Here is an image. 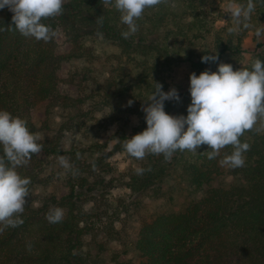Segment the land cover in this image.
<instances>
[{"label":"trees","instance_id":"1","mask_svg":"<svg viewBox=\"0 0 264 264\" xmlns=\"http://www.w3.org/2000/svg\"><path fill=\"white\" fill-rule=\"evenodd\" d=\"M63 7L62 15L42 21L55 32L47 42L24 37L15 30L0 32V108L25 119L29 130L36 132L30 111L46 102L65 103L59 91L61 82L81 89L83 95L77 99L80 103L89 99L84 96L87 90L95 94L100 100L93 104L97 110L108 108L129 93L137 101L142 100L150 95L153 82H159L162 90H166L163 72L171 60L167 58L166 47L148 39L147 35L169 21L168 9L170 13L177 8L174 0H161L158 5L145 9L136 21L137 31L127 39L120 34L126 25L120 22L119 12L104 5L103 0H67ZM11 15L7 8L0 9V24L10 25ZM99 16L102 24L96 22ZM251 18L264 22V3L256 4ZM150 24L152 27H147ZM59 36L69 45L67 52L56 53ZM191 37L201 38L200 34ZM101 45L114 46L118 53L112 54V59L117 63H131L135 73L131 76L124 65L116 63L114 68H109L107 77L99 80V70L95 68L100 57L95 47ZM262 47L263 44L257 46L262 50L253 57L264 59ZM202 55L200 52L188 59L196 74L210 70L212 64L202 63ZM73 59L93 68L86 70L82 82H73L74 76L61 75V64ZM249 61L239 67H247ZM189 102V94H185L179 101H165L164 110L168 114L186 115ZM135 132L137 129L132 128L127 136L120 134L112 151H122L124 140ZM240 139L250 147L244 154L245 165L235 169L219 163L230 153V145L211 160L207 158L205 144L197 152L177 150L169 160L163 154H145L139 167L146 171L129 176L131 191L154 188L176 166L191 186L208 188L202 198L191 202L184 211L158 216L140 227L135 242V249L143 260L140 264H264V127L261 122L245 131ZM38 143L43 145L42 151L16 169L22 177L30 178L29 195L21 214L23 223L0 231V264H88L80 253L81 237L88 231L90 218L99 215L97 207L105 199L101 188L110 185L105 180L109 172L104 161L108 157L103 154L105 144L71 147L65 153L71 168L62 173L65 192H60L58 197L42 198L41 206L35 209L30 192L40 182L43 160L62 155L56 145ZM224 174L240 178L243 185L210 186ZM53 206L64 212L58 223H49L46 219V213Z\"/></svg>","mask_w":264,"mask_h":264},{"label":"rangeland","instance_id":"2","mask_svg":"<svg viewBox=\"0 0 264 264\" xmlns=\"http://www.w3.org/2000/svg\"><path fill=\"white\" fill-rule=\"evenodd\" d=\"M174 1L177 8L171 9L170 13L168 9L169 21H164L163 25L147 35L148 39L166 47L167 58L171 60L163 72L165 91L174 87L180 98L188 94V75L193 72L188 59L200 52L215 53L218 59L210 65V70L215 71L216 64L220 62L231 64L235 70L262 50L257 46L264 45V39L257 40L251 29L240 27L237 31H228L233 26L227 11L230 0ZM256 22L264 24L251 18V24ZM192 34H200L201 38L192 39ZM57 47L56 53L67 52L70 48L61 36ZM95 53L100 57L95 69L99 70V80H103L109 68L116 66L117 62L111 56L118 50L114 46L101 45L95 47ZM117 64L124 65L131 76L135 73L131 63ZM90 69L93 68L86 62L73 59L61 64V75L68 74L74 76L73 82H82L86 70ZM59 85L65 103L46 102L30 111V121L42 137L40 141L56 145L68 160L70 158L65 153L73 146L85 148L93 143L105 144L103 154H108L104 160L109 168L105 180L110 181V185L101 188L105 199L97 207L99 215L88 221V231L81 237L80 253L88 264H140L143 260L135 249L140 227L158 216L184 211L191 202L202 198L208 187L194 188L180 167L176 166L154 188L143 192L131 191L129 176L143 159L130 156L125 149H112L120 134L127 136L132 128L140 132L146 127L142 108L149 95L137 101L129 93L113 101L108 108L97 110L93 104L98 99L89 90L84 94L89 99L80 103L77 99L83 92L77 85L62 82ZM129 100L132 101L130 105L127 103ZM42 167L40 182L30 192L35 209L41 206L42 198L58 197L60 192H65L62 173L67 169L60 166L58 158L44 159ZM231 184L242 186L243 182L240 178L224 174L210 186Z\"/></svg>","mask_w":264,"mask_h":264},{"label":"clouds","instance_id":"3","mask_svg":"<svg viewBox=\"0 0 264 264\" xmlns=\"http://www.w3.org/2000/svg\"><path fill=\"white\" fill-rule=\"evenodd\" d=\"M161 0H103L104 5L119 12V20L126 25L121 37L127 39L137 31V19L144 10L158 5ZM65 0H0V9L11 13V24H0V32L15 30L24 37L47 42L55 35L45 18L63 14ZM257 3L264 0H230L227 11L233 21L229 32L240 27L251 29L257 40L264 39V24H251L252 13ZM96 22L102 24L101 16ZM215 53L208 52L200 57L202 63L217 61ZM153 82V81H152ZM190 102L186 115H171L165 112V101H179L174 87L162 90L159 82H153L147 103L142 108L146 127L124 140L125 151L136 159H143L146 153L163 154L169 160L177 150L197 152L201 145H207V158H216L225 146L231 151L219 161L230 169L245 165L244 154L250 145L241 141L245 131L252 130L257 122L264 127V59L251 57L247 67L233 69L229 63L216 64V70L205 69L199 74L188 75ZM129 105L131 100L127 102ZM259 130V129H257ZM42 137L29 130L25 119L12 115L0 108V231L4 227H17L23 223L26 197L29 195L30 178L22 177L17 167L26 165L34 154L42 151L38 143ZM60 166L70 169L66 157L58 156ZM146 169L135 168L137 175ZM63 209L53 206L46 213L49 223L63 219Z\"/></svg>","mask_w":264,"mask_h":264}]
</instances>
